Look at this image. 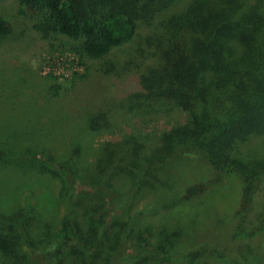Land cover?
Returning a JSON list of instances; mask_svg holds the SVG:
<instances>
[{"label": "trees", "instance_id": "trees-1", "mask_svg": "<svg viewBox=\"0 0 264 264\" xmlns=\"http://www.w3.org/2000/svg\"><path fill=\"white\" fill-rule=\"evenodd\" d=\"M11 1L32 31L77 57L80 79L99 77L118 91L138 86L82 111L64 154L41 141L0 145V162L24 182L48 172L86 187L76 200L61 193L63 215L55 196L43 202V184L19 200L0 185L4 264L256 259L264 240V0ZM9 21L1 11L0 39L13 33ZM174 113L177 123H148ZM240 185L238 200L230 190ZM229 197L236 211L222 238L209 226Z\"/></svg>", "mask_w": 264, "mask_h": 264}, {"label": "rangeland", "instance_id": "rangeland-1", "mask_svg": "<svg viewBox=\"0 0 264 264\" xmlns=\"http://www.w3.org/2000/svg\"><path fill=\"white\" fill-rule=\"evenodd\" d=\"M0 10L10 19L9 22L13 30L9 37L0 39V145H3V148L5 142L9 145L18 144L17 147H23L29 141H41L64 154L69 148L71 137L75 134L76 128L83 125L82 111L92 105L104 109L112 99L116 103L122 99L121 97H124L126 92L137 88V81L134 80L129 85H124V91H118L115 88L113 90L108 88V84L105 81H100L99 77L80 79L78 76L84 74V69L79 66L74 54L65 50H57L58 48L53 46V42L43 40L39 33L32 31L30 22L20 16L16 5L11 0L0 2ZM18 74L22 77H19ZM54 86L59 87V94L52 98L51 89ZM114 108L117 106L115 105ZM180 120L181 115L174 113L166 119L159 118L148 123H151L153 127L161 128L166 124L177 123ZM134 121L136 122V119ZM119 122L120 118L117 123ZM144 125L146 123L140 125L130 122L129 124L135 128ZM124 129L125 126L117 127L105 136L99 137L98 140L100 143L105 142L109 138L115 137L118 131L123 132ZM96 144H98L97 141L91 143L90 146L95 147ZM5 167V164L0 162V168H4L0 170V185L3 186L4 183V194L10 196L16 193V199H20L23 194L30 191L29 188L35 183L43 184L42 188L38 190L45 194L43 202L47 204L52 195L55 196L53 201L62 204L63 215L66 208L65 204L61 203V193H65L67 197L72 195L73 200H76L81 189L86 188L74 178H70L66 182L59 176L48 172L32 178L38 181L24 182L19 171H17V176H14ZM6 168H11V166ZM18 183H22L20 185L22 190H18L16 187ZM216 191L219 193L218 195H221L220 191ZM230 192L233 193L235 199L241 200L239 195L241 194V185L235 190L231 188ZM230 198L232 197H229L226 200V205H223L230 206V208L219 206L222 212L213 217L209 226L210 230L218 232L222 238H229L233 227L232 217L236 206L231 204ZM51 208L52 204L49 206V209ZM232 208L234 210L231 214ZM257 211L258 208H255L252 215H255ZM62 213L59 218L62 217ZM256 245H258L255 251L256 255H253L256 259L250 258V264H264V240ZM229 257H234L235 260H223V264H233L234 261V264L243 262L238 253ZM8 260L0 252V264H4Z\"/></svg>", "mask_w": 264, "mask_h": 264}]
</instances>
